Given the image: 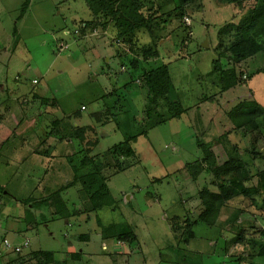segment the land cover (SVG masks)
Returning <instances> with one entry per match:
<instances>
[{
	"label": "rangeland",
	"instance_id": "obj_1",
	"mask_svg": "<svg viewBox=\"0 0 264 264\" xmlns=\"http://www.w3.org/2000/svg\"><path fill=\"white\" fill-rule=\"evenodd\" d=\"M139 2L144 13L161 9L149 26L137 28L126 41L117 20L96 15L86 0H32L25 19L21 12L27 0H0V49L10 43L15 28L18 35L15 50L0 52L5 64L1 72L9 84L4 98L22 96L12 93L16 82L26 92L44 84L46 96L55 100L37 122L45 140L51 138L45 131L51 130L53 118L69 114L94 126L84 140L74 138L68 145L59 141L62 134L55 127L54 166L43 161L32 166L39 136L20 134L19 110L9 118L10 135L5 144L0 141V264H47L41 249L53 252L52 264H70L69 241L76 243V250L86 247L78 234L97 236L86 253L94 261L86 257L84 264H264L256 248V223L264 224V196H234L221 205L214 223L196 222L204 209L201 190L219 187L206 163L193 174L194 164L205 156L201 142L210 143L219 162L242 158L252 175L245 183L264 192V116L257 130L238 128L229 116L244 100L264 107V59L257 55L238 63L245 81L228 90L222 89L216 69L220 60L226 62L227 48L236 39L232 24L240 23L260 0ZM176 3H183L184 16ZM118 36L123 43L116 41ZM135 59L137 68L147 70L166 65L175 86V97L169 95L180 101V114L166 94L152 98L142 70L131 64ZM106 88L110 94H104ZM106 100L112 106L97 121L92 112L100 107L106 111ZM74 121L69 120L72 127L81 126ZM27 135L33 137L30 148L22 144ZM124 140L131 142L134 154L115 150ZM48 145L42 147L50 152ZM82 155L89 156V164L78 174L97 172L94 185L91 175L74 180V165H80ZM95 203L103 205L95 208ZM101 222L111 225L107 231ZM128 231L134 239L118 237ZM4 235L12 246L18 243L24 249L7 246Z\"/></svg>",
	"mask_w": 264,
	"mask_h": 264
},
{
	"label": "trees",
	"instance_id": "obj_2",
	"mask_svg": "<svg viewBox=\"0 0 264 264\" xmlns=\"http://www.w3.org/2000/svg\"><path fill=\"white\" fill-rule=\"evenodd\" d=\"M88 5L92 8L93 12L96 15L104 14L106 16L114 17L116 21V25L119 27L120 34L124 36L126 41H130L134 31L140 27H147L149 23L156 15L157 11L160 10V7L152 10L150 13H144L141 9L143 4L139 2V0H86ZM189 1V0H188ZM227 2H238L240 0H226ZM175 8L181 10V14L184 16V5L175 4ZM174 8V9H175ZM171 13V12H169ZM237 28L236 39L233 43L227 48L226 62H222L220 60V64L216 67L220 74V82L223 90H228L229 88L239 84L240 82L245 81L241 75L238 73L237 64L242 60L247 59L251 56H259L261 59H264V0H260V2L252 7L247 14L240 20L238 24H232ZM120 39V38H119ZM135 66L138 65V60H133ZM142 73L140 77L145 79L146 84L148 86V90L153 96L152 98L156 99L162 95H165L166 99L168 98L170 104L177 108L176 113L180 114L183 111L180 108V101L177 99H171L169 93L173 91L174 84L171 80L169 72L166 73V65L161 64L156 67L148 68L141 67ZM260 70L264 71V67ZM249 76V75H248ZM175 91V90H174ZM173 91V92H174ZM171 93V96L175 97L174 93ZM172 96V98H174ZM104 97V96H103ZM51 101L50 98H44V100ZM55 99V98H54ZM55 103V100H53ZM51 102V103H53ZM110 101L106 100L105 106L106 111L100 109L92 112L93 117L97 121L102 120V114L109 113ZM229 116L234 123V125L238 128L240 127H249L251 129H259L261 123V117L264 116V107L257 105L254 100H244L233 106L229 110ZM68 117V116H67ZM65 118H55L54 124L56 128H61L63 125ZM165 118L162 120L164 121ZM63 135L61 138L70 137L71 139L77 138L79 140H84L86 138V132L88 129H94V126L91 124L81 125V126H71L72 123L68 120H65ZM159 121V122H162ZM155 122V123H159ZM71 123V124H70ZM155 123H152L154 125ZM136 134L132 135L131 139L136 138ZM203 145V150L205 152V156L200 160V162L194 164L195 170L193 171L194 176H197L203 169L204 164L206 163L207 169L212 171L214 174V183L217 184L219 190L213 191L208 187H204L201 190L202 202L204 205L203 211L200 212L199 218L195 221H206V223H214L220 209L221 205H223L228 199L244 194V195H252L254 193H261L264 196V192L261 190L259 185L256 184H246L245 182L252 178L249 169L247 168L244 160L239 156H230V158L226 159L223 162H219L217 158V154L215 150L211 147L210 143L201 142ZM115 150L122 152L124 155H132L135 153L134 147L131 145V142L128 140H124L119 142L115 146ZM257 153V152H256ZM75 154V153H74ZM77 154V153H76ZM260 154V153H259ZM73 156V153L72 155ZM84 157V158H83ZM89 164V156H83L80 162V165L75 167V178H84L88 175H91L92 178L91 183L96 181V177L94 176L97 172L87 173L83 176H79V171ZM92 185V186H93ZM91 186V187H92ZM86 187V185L84 186ZM89 187V186H88ZM103 188H107L106 184H103ZM108 189V188H107ZM99 194H101L102 190ZM108 192V190H106ZM103 193L102 195H104ZM93 199V198H92ZM103 204L95 203L94 207H100ZM175 218L178 216L175 215ZM187 220L189 218H186ZM201 219V220H200ZM105 231L106 228H109L111 225L102 224ZM256 226L260 229V244L256 247L255 240L253 241V245L257 248L258 255L264 256V224L260 225L256 223ZM132 231L122 232L118 235L121 239H129L135 238L134 233ZM109 234H113L109 231ZM189 235L191 237L194 235V230L189 231ZM179 237V236H178ZM40 254L43 257V262H51L53 261V252L48 250H39ZM36 252V251H34ZM36 254V253H34ZM33 255V254H32ZM45 255L46 261H45Z\"/></svg>",
	"mask_w": 264,
	"mask_h": 264
},
{
	"label": "crops",
	"instance_id": "obj_3",
	"mask_svg": "<svg viewBox=\"0 0 264 264\" xmlns=\"http://www.w3.org/2000/svg\"><path fill=\"white\" fill-rule=\"evenodd\" d=\"M31 1L32 0H27L28 5H26L25 8L22 10L21 13H23V14L21 15V18L25 19L24 15L27 13L28 7H29V4L31 3ZM10 38H11L10 43L7 46H4L3 48L0 49L1 53H3V52L5 53V52H7L8 49H11V48L14 49V50L17 48V46H18L17 28H15L14 34H13V36H10ZM116 38H120V37L118 36ZM116 41L118 42L117 39H116ZM120 42L123 43V40L121 39ZM118 44H120V43H118ZM9 45H10V48H8ZM117 54H122V53L119 52V50H118ZM131 64H132V66L134 68H137V66H135V63L133 61L131 62ZM138 64H139V62H138ZM2 65L5 66L4 63L0 62V114H1L0 115V141H3V143H1V144H5L6 143L5 142L6 138L10 135V132H11V129H12V127H10V123L8 122V120H10L9 118L15 117V115L13 116V114L17 110H19L21 112L20 119L22 120L21 123H19L20 124L19 125L20 126V129H19L20 134L25 135L26 132H29V134L30 135H34V137H36L35 136L36 134H37V136H39V137H37V142L38 143L33 145L34 148H32L34 150V152H36V153H34L33 156H31L32 160H35L34 162H32V166H35L37 164L38 165L42 164V161L43 162H50L54 166L53 160L55 158V153L53 152V150H54L53 148H56V144H55L56 139L54 137L55 133H56L55 124H54V119L55 118H53L51 120L52 121V125H50L51 130H48V131L46 130L45 131V132L48 133V134H46V135H48L47 138H49V136H51V138L49 140H45V136H44L45 134L43 135L42 133L40 134L39 132H37V128L39 127V124H37V122L40 120V118H42L44 116L45 112L49 113L52 110V108H53L52 106L49 105V103H51L52 101L49 102L47 99L44 100V98H49V97L46 96V92H45V89L47 90V88L44 87V84L41 83V85L39 87L38 86H33L32 89H29L28 92H26V90H23V88L20 86V84L18 82H16L14 84V88H13V92L12 93L22 94V96L21 97L20 96L16 97V98H18L16 101H15L16 98L8 99V96H6V98H4V96H5L4 90H5L6 86H9V84L7 82H4V79H5V77L7 75L3 74L1 72L2 69H3ZM147 67H148V65H147ZM137 69H139V68H137ZM137 69H135V70H137ZM129 70L131 71V69H129ZM131 74H132V72H131ZM131 74H130V76H131V79H132V75ZM113 78H115V77H113ZM35 79H37V78H33V83L34 84L38 83V85H39L40 82L39 81L35 82L34 81ZM115 88H117V87H115ZM110 90L108 88H106V90H104V94L107 93L108 91L111 92ZM19 99L20 100L22 99L23 102L19 103V101H20ZM83 105L85 106V104H83ZM33 107L35 109L34 111H33ZM103 107H105V103H104ZM100 109H103V108L100 107L97 110H100ZM3 111H4V113H2ZM4 114L9 115V117L4 116ZM68 115H64L65 120L69 121V120H72V118H73V120H75L74 123L76 125H78V124H80V125L89 124L87 122L84 123V124H81V123L76 121L75 118L77 116L76 117L75 116L71 117V115H69V116ZM65 120H64L63 125L60 126L61 128H59V131H58L61 134L63 133L64 124L66 122ZM52 128H53V131H52ZM51 131L53 133H51ZM15 138H16V135L13 136L11 140H15ZM32 139H33V137H29L28 135L25 136L24 140L22 141L23 146L27 147V148H30L29 144L31 143V141H33ZM60 140L63 141L64 145H68L73 139H71L69 137L68 140H66L65 137H64V138L59 139V141ZM49 141H51V142H49ZM46 142L50 144V145H48L46 147L48 149H51L50 152H49V150L47 151L46 149H44L42 147V145L44 143H46ZM41 147H42V149H41ZM1 149H2V146L0 145V152H1ZM36 172H37V170H36ZM7 236L8 235H4L3 236L4 239L7 238ZM78 237L84 238V240H85L84 243L86 244V247H81L80 250H76L75 249L76 248L75 247L76 243H71L72 240L69 241L68 246L70 248L69 249L70 250L69 251L70 252V256H67V257L70 260V264H73L74 260H75V264H76V261H78L80 264H84V258H86V257H88V259H90L91 261H94L93 260L94 259L93 256L91 254L87 255L86 253H91L90 250L88 249V247H91V246L94 245V243L97 241V238H96L97 236L92 238L90 234L89 235H86V234H84V235L81 234L80 235V234H78ZM17 245H20V244L17 243ZM23 249H24V246L22 247L21 250H23ZM33 250H35V249H30V250H28V252L32 253ZM26 254L23 256V258L27 260L28 257H27ZM54 259H55V256H54ZM47 264H52V262H49Z\"/></svg>",
	"mask_w": 264,
	"mask_h": 264
},
{
	"label": "built area",
	"instance_id": "obj_4",
	"mask_svg": "<svg viewBox=\"0 0 264 264\" xmlns=\"http://www.w3.org/2000/svg\"><path fill=\"white\" fill-rule=\"evenodd\" d=\"M186 20H187V23H188V24L191 23L188 17H186ZM117 40H118V42L121 41V39H119V38H117ZM61 46H63V47H67V45L64 46L63 43L61 44ZM83 107H84V106H83ZM3 242H4L7 246L11 247L12 249H15L16 251L22 249V245L12 246V244H11V242H9V239H8V238H5ZM25 245H27L26 242H25Z\"/></svg>",
	"mask_w": 264,
	"mask_h": 264
}]
</instances>
